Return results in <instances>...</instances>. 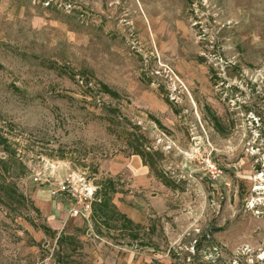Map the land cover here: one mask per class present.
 Returning a JSON list of instances; mask_svg holds the SVG:
<instances>
[{"label": "rangeland", "instance_id": "obj_1", "mask_svg": "<svg viewBox=\"0 0 264 264\" xmlns=\"http://www.w3.org/2000/svg\"><path fill=\"white\" fill-rule=\"evenodd\" d=\"M0 129V264H264V0H0ZM72 174L138 226L94 234Z\"/></svg>", "mask_w": 264, "mask_h": 264}, {"label": "trees", "instance_id": "obj_2", "mask_svg": "<svg viewBox=\"0 0 264 264\" xmlns=\"http://www.w3.org/2000/svg\"><path fill=\"white\" fill-rule=\"evenodd\" d=\"M98 88L100 91L107 93L109 95H117L116 91L112 90L106 83L102 81H97ZM133 139L130 140L128 147L132 150V153L140 156L143 164L147 165L151 170L157 173V162L162 158V152L158 149H152L147 145L143 144V136L141 134H135V132H130ZM10 142L5 134L0 129V149L4 151V157L0 158V162L3 165H6V172H9L8 167L22 166V163L15 156V151L10 146ZM158 175H161L159 178L167 185H171L173 180L163 177V174L158 172ZM7 190V189H6ZM114 192V186L111 180H105L98 183L94 198L90 203V213L88 220L91 222L93 228V233L96 235H101L103 230H123L127 226H135L138 224L134 223L124 212H121L117 209L116 205L112 201V193ZM10 195L9 192H6V196ZM20 197L23 198V194L19 193ZM38 210V208H36ZM31 224L38 229H41L44 233L49 235H55L56 232L46 224H39L36 226L35 223ZM78 229V228H77ZM87 229V228H86ZM130 236L135 238L137 236L136 231H131ZM73 235L66 234L61 232L56 236V244L58 252H62L64 244L67 243V240L71 239ZM49 264H61L60 257L57 255L56 259H52Z\"/></svg>", "mask_w": 264, "mask_h": 264}, {"label": "built area", "instance_id": "obj_3", "mask_svg": "<svg viewBox=\"0 0 264 264\" xmlns=\"http://www.w3.org/2000/svg\"><path fill=\"white\" fill-rule=\"evenodd\" d=\"M78 180L82 184V188L79 190L72 187V183L76 181L74 174H72L68 175L63 180L53 182L49 192L51 195H55L58 190L71 193L74 204L69 208L70 213L83 218H88L90 213V203L94 198L97 187L93 185L92 182L86 181L82 176H79Z\"/></svg>", "mask_w": 264, "mask_h": 264}, {"label": "bare ground", "instance_id": "obj_4", "mask_svg": "<svg viewBox=\"0 0 264 264\" xmlns=\"http://www.w3.org/2000/svg\"><path fill=\"white\" fill-rule=\"evenodd\" d=\"M260 175V174H259ZM258 187V186H257Z\"/></svg>", "mask_w": 264, "mask_h": 264}, {"label": "crops", "instance_id": "obj_5", "mask_svg": "<svg viewBox=\"0 0 264 264\" xmlns=\"http://www.w3.org/2000/svg\"><path fill=\"white\" fill-rule=\"evenodd\" d=\"M57 223V222H56Z\"/></svg>", "mask_w": 264, "mask_h": 264}]
</instances>
